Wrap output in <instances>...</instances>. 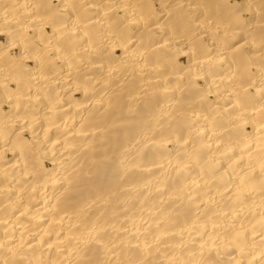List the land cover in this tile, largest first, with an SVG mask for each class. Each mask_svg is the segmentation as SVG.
Here are the masks:
<instances>
[{
    "label": "bare ground",
    "instance_id": "6f19581e",
    "mask_svg": "<svg viewBox=\"0 0 264 264\" xmlns=\"http://www.w3.org/2000/svg\"><path fill=\"white\" fill-rule=\"evenodd\" d=\"M0 264H264V0H0Z\"/></svg>",
    "mask_w": 264,
    "mask_h": 264
}]
</instances>
